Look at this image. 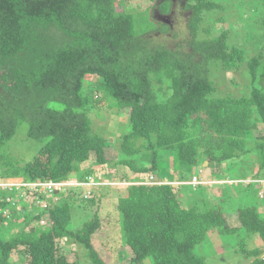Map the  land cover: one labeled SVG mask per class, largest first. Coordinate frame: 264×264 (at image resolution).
<instances>
[{
    "label": "trees",
    "instance_id": "obj_1",
    "mask_svg": "<svg viewBox=\"0 0 264 264\" xmlns=\"http://www.w3.org/2000/svg\"><path fill=\"white\" fill-rule=\"evenodd\" d=\"M170 2H159L160 10L167 12ZM186 3L192 11L187 22L191 38L186 46L179 42L172 48L152 44L145 35L169 27L151 18L153 27L139 30L135 14L119 9L120 0H0V186L1 180L15 177L34 183L88 181L93 169L84 164L92 152L97 165L110 160V139L90 116L91 109L108 99L109 107L127 112L117 161L128 168L120 179L135 181L117 199L131 251L121 255L122 264H143L148 258L152 264H204L197 247H214L219 236L238 237V255L251 258L250 264H264V213L258 204L236 205L240 225L231 227L219 203L204 199L200 208L184 207L171 183L146 181L149 172L160 178H173L174 171L193 174L204 158L217 167L212 176L222 177L219 164L226 162L229 169L250 152L259 160L252 178H264V134H252L259 127L254 114L264 125V53L247 60L249 95L216 96L212 67H238L245 50L229 43L228 30L214 33L201 26L204 9L222 5L214 0ZM257 21L264 24V19ZM90 75L101 81L85 93ZM22 125L28 138L41 143L23 162L8 152ZM53 190L39 185L32 192L36 201L29 205L23 198L12 202L15 194L0 187V264H18L13 252L22 264H77L62 244L70 239L87 249V264H118L92 243L102 225L99 213L77 230L71 227L75 193L58 202H37L43 192ZM18 202L22 211L16 209ZM21 215L28 230L3 231L6 222L10 225ZM41 219L43 228L31 223ZM255 237L260 247L254 245Z\"/></svg>",
    "mask_w": 264,
    "mask_h": 264
},
{
    "label": "rangeland",
    "instance_id": "obj_2",
    "mask_svg": "<svg viewBox=\"0 0 264 264\" xmlns=\"http://www.w3.org/2000/svg\"><path fill=\"white\" fill-rule=\"evenodd\" d=\"M161 1L120 0L122 6L119 5V9H124L135 14L139 30L153 27L154 21L151 18L169 27V30L166 31L153 30L150 33L145 32V29V35L152 44L175 48L180 42L186 46L188 44L187 39L191 38L187 22L192 11L187 7L186 2L188 0H171V5L167 12L160 10L158 5ZM214 2L222 5V8L204 9L201 26L211 27L214 33L228 30L229 43L243 48L246 54L245 60L240 62L238 67L231 69H225L222 66L218 68L212 67L211 71L213 72L216 86V93L214 94L216 96H229L230 94L233 97L249 95V92H251V82L247 60L257 55L259 51H263L264 53V24L257 21L258 19H264V0H214ZM220 16L225 17L224 21L218 19ZM243 18L247 19L244 21ZM261 58L264 59V54L261 55ZM100 81L101 78L97 75L87 77L84 92L87 93L90 89H96ZM90 112L93 126L110 139V145L107 148V157L110 160L104 166L97 165L95 155L92 152L90 160L84 164V167L87 169H93V176L88 178V181L73 179L63 181L61 185L53 187L54 190L51 194L43 192L46 198L39 197L37 202L41 205L47 199L58 202L75 193L71 195V197L76 198L72 202L71 227L77 230L85 221L94 218L96 212L99 213L102 225L92 234V243L105 257L108 254L112 261L122 264L121 255L123 253L128 254L127 251H130V248L125 244L126 237L122 233L121 215L117 207V199L120 195L126 193V186L135 182L132 179L127 181L120 179L124 173L128 172V168L119 165L117 161L120 157L119 144L123 135L121 125L125 123L124 120H126L127 112L120 114L115 108L109 107L108 99L102 100ZM256 116L254 114L252 121L256 122L259 127H255V130H252L254 137L264 134V125L261 118ZM25 127V125H22L13 139L9 141L8 149L13 159L22 162L31 158L41 145L38 140L27 137ZM258 165L257 154L250 152L232 163L229 169H227L226 162H223L222 165L219 164V167L224 169L219 173L224 176L215 177L214 175L212 176V171L217 170V167L209 164V161L204 158L200 159L197 172L195 171L193 174H184L183 176L180 172L174 171L170 172L173 173V178L167 176L160 178L159 174L149 172L147 176L149 179L147 178L146 181L148 180L147 183L150 184L155 183L156 180L171 183L178 190L184 207L195 205L200 208L204 199H209L211 203H219L228 224L231 227H235L240 225V217L236 209V205L238 206L239 203L243 205L258 204L264 213V188L255 185L257 184L255 180L254 182L249 180V178H252L255 170H257ZM132 174L134 173L132 172ZM244 175L248 176L245 177ZM198 183H201L200 187L195 186ZM1 185L0 187L9 196L15 194L14 197H11L12 202L23 198L30 205L36 201L35 194L32 192L39 186H36L34 182L26 181L21 177H15L1 180ZM64 185L67 186L64 187ZM71 186H76L73 190L75 192L67 190V187ZM247 186L250 189H247ZM253 190L259 193L260 199L253 193ZM21 192L22 195L20 194ZM222 193H225L222 196L225 198L224 201H221L222 197L219 198ZM83 198L87 201L82 200ZM16 209L22 211L23 205L18 202ZM28 210H32L31 206L28 207ZM6 215L10 219L14 218V216L9 215V212H6ZM31 223L43 228L45 219H41V221L32 220ZM5 224L3 231L9 232V234L22 228L26 230L30 228V225L28 226L24 220V215L14 219L10 225L7 222ZM213 235L217 236L218 233L214 231ZM219 237H216L213 241L216 247H213L212 243H202L197 247L198 252L205 256L204 264H250L251 258L250 260H245L244 254L239 252L242 256L238 255L236 251L239 246V242H236L238 237H234L235 241L228 236L222 237L223 239ZM254 239V245L257 244L260 247V239L258 237ZM62 244L65 245L67 257L71 262L87 264V249L85 247L78 244L74 239L62 241ZM231 245L234 248H231ZM12 254L15 257L14 262L22 264L21 260L17 258V254L15 252ZM143 264H152L151 259H146Z\"/></svg>",
    "mask_w": 264,
    "mask_h": 264
},
{
    "label": "built area",
    "instance_id": "obj_3",
    "mask_svg": "<svg viewBox=\"0 0 264 264\" xmlns=\"http://www.w3.org/2000/svg\"><path fill=\"white\" fill-rule=\"evenodd\" d=\"M258 183H260V185H262L263 187H264V179H258V180H256ZM36 186H39V185H41V186H43L44 188H48L49 190H52L53 189V187L55 186V185H61L62 184V182H53V181H51V180H48V181H45V182H39V183H34Z\"/></svg>",
    "mask_w": 264,
    "mask_h": 264
},
{
    "label": "clouds",
    "instance_id": "obj_4",
    "mask_svg": "<svg viewBox=\"0 0 264 264\" xmlns=\"http://www.w3.org/2000/svg\"><path fill=\"white\" fill-rule=\"evenodd\" d=\"M259 179H264V178H259ZM249 180L252 182L254 179L249 178ZM255 181H256V180H255ZM256 182H257V181H256ZM255 185L264 188V187H263L262 185H260V183H258V182H257V184H255ZM261 195H262V194H261Z\"/></svg>",
    "mask_w": 264,
    "mask_h": 264
}]
</instances>
